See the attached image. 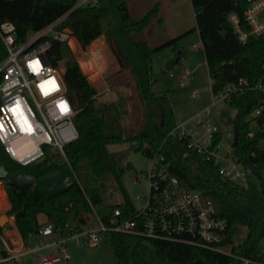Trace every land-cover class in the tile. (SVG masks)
<instances>
[{
    "label": "trees",
    "instance_id": "trees-1",
    "mask_svg": "<svg viewBox=\"0 0 264 264\" xmlns=\"http://www.w3.org/2000/svg\"><path fill=\"white\" fill-rule=\"evenodd\" d=\"M78 0H0V24L11 21L16 26L18 40L31 30H40L66 15L62 27L71 29L83 47L105 35L117 59L120 70H129L135 82L138 99L143 106L140 128L129 136L107 133L103 107L96 106L98 90L66 42L52 39L47 58L53 66L63 64V78L68 96L77 113L75 124L78 138L65 146L66 157L60 152H48L39 162L22 165L12 159L0 145V166L6 174L0 175L7 194L0 184V198L7 197L16 218L18 229L28 245L43 223L39 215L47 217L59 232L65 230L71 219L76 229L87 223L89 215H112L120 205L105 204L97 196L101 179L112 174L124 197L125 206L136 212L122 176L124 168L108 145L129 141L159 164L170 176L178 178L186 191L197 190L215 203L218 215L227 221L224 244L234 243L238 226L248 229L245 238L234 246L243 256L256 264H264V145L261 132L249 135L250 112L256 107L262 92L256 85L264 80V35H250L241 42L234 31L229 15L242 18L246 3L240 0H191L196 26L202 43V53L211 77V89L216 95L229 84L237 89L225 98L236 109L232 119L233 144L239 160L253 170L248 185H239L223 178L212 160H205L188 148V141L172 135L177 124L175 111L167 93L153 92L152 58L156 52L176 42L189 31L164 43L151 46L136 35L143 32L158 15L160 6L154 4L145 14L136 16L129 0H97L95 4L76 6ZM162 21V18H159ZM247 29V26H245ZM7 55L0 37V61ZM1 104V99H0ZM264 128V118L261 121ZM221 138L218 134L216 140ZM69 167L76 177L75 184L54 196H47L37 184L40 177ZM28 177L29 181L20 180ZM8 195V196H7ZM105 236L121 264H239L227 253L185 242L154 239L142 234L106 231ZM7 250L0 239V256Z\"/></svg>",
    "mask_w": 264,
    "mask_h": 264
},
{
    "label": "built area",
    "instance_id": "built-area-1",
    "mask_svg": "<svg viewBox=\"0 0 264 264\" xmlns=\"http://www.w3.org/2000/svg\"><path fill=\"white\" fill-rule=\"evenodd\" d=\"M240 1L246 3L243 18L236 12L229 15L239 40L246 42L250 35H264V0ZM96 2L78 0L76 6ZM65 18L66 15H63L40 30L29 31L22 40L17 39L13 22L0 24V37L7 50L6 57L0 61V145L22 165L41 161L50 150L66 157L65 146L79 136L74 120L77 110L68 96L63 68L53 66L47 58L52 39L66 42L70 47L78 45L84 57L90 56V50L80 44L71 29L62 27ZM190 75L191 71L186 67L180 83L187 84ZM256 88L262 96L247 117L249 135L261 132L260 141L264 145V128L261 127L264 80ZM236 89L235 84L227 85L214 95L213 105L221 99L225 100ZM110 91L107 85L97 92L95 99H105ZM211 114V107H208L191 120L177 122L172 135L187 140L188 148L205 160L214 161L219 174L226 180L248 185L253 179V170L244 165L235 153L233 128L227 134L231 138L230 143L224 145L222 135L216 140L221 129L211 120ZM152 160L150 170L142 172V177L150 183L148 199L135 213L126 207L128 217L124 216L123 208L115 209L112 215H108L109 225L99 218L95 228L82 226L76 229V224L68 222L65 230L59 232L51 222H44L34 237V244L28 245L12 214L0 227V239L8 253L0 256V264H20L27 254H33L37 264H68L71 257L66 248L68 240L96 244L99 232L106 231L185 242L232 255L239 260V264H256L234 250V246L238 245L236 236L234 243L224 244L228 224L218 215L213 200L200 191H186L178 178L170 176L155 159Z\"/></svg>",
    "mask_w": 264,
    "mask_h": 264
},
{
    "label": "rangeland",
    "instance_id": "rangeland-1",
    "mask_svg": "<svg viewBox=\"0 0 264 264\" xmlns=\"http://www.w3.org/2000/svg\"><path fill=\"white\" fill-rule=\"evenodd\" d=\"M156 3L160 6L158 15L143 32L136 35L137 39L145 40L151 46H156L196 26L191 0H129L131 11L136 16L145 14ZM159 18H162V21H159ZM70 48L90 82L94 81L97 85L98 91H102L107 85L111 88L105 99L98 98L95 103L97 107L105 109V114H102L106 117V132L129 136L138 131L144 109L138 99L135 82L129 70H120L106 36L98 37L87 47L90 50L88 57L83 56L78 45L73 44ZM173 56L180 57L172 70H166L165 62ZM151 64L154 73L153 92L156 95L168 94L177 122L191 120L211 107V120L221 129L222 143L227 145L231 142L227 134L233 128L232 119L236 114V109L224 99L213 105L211 77L202 53L198 30L189 31L176 44L156 52ZM60 66L63 68V64ZM186 67L191 71V75L188 83L182 85L180 78ZM108 149L119 158L125 170L122 181L133 205L136 209L141 208L150 193L149 180L142 177V172L150 170L153 163L152 158L141 151L134 150L129 141L112 143L108 145ZM5 174V169L0 166V175ZM20 180L29 181L30 179L24 177ZM101 183L99 194L91 196L90 200L100 198L105 204L120 205L124 210V216L128 217L129 211L126 209L122 190L115 177L112 174L105 175ZM0 184L7 194L4 182L0 181ZM10 209L11 204L9 205L7 197L0 198V215L6 214L10 219L12 215L9 214ZM99 218L109 225L108 214L99 216L93 212L83 227H97ZM39 221L44 223L48 220L45 215H41ZM70 223L77 224V221L71 219ZM247 232L246 226L239 225L236 242L239 243L242 238H245ZM98 237L99 241L96 244L76 243L71 239L68 240L66 248L71 256L68 264H121L105 232H99ZM20 264L37 263L33 254H27L23 256Z\"/></svg>",
    "mask_w": 264,
    "mask_h": 264
},
{
    "label": "water",
    "instance_id": "water-1",
    "mask_svg": "<svg viewBox=\"0 0 264 264\" xmlns=\"http://www.w3.org/2000/svg\"><path fill=\"white\" fill-rule=\"evenodd\" d=\"M179 57L180 56H173L167 59L164 65L165 69L169 71L172 70ZM102 116L103 114L101 113L100 117ZM75 182L76 177L72 170L69 167H64L40 177L37 184L43 189L45 194L50 197L71 188ZM7 220L8 216L6 214H1L0 227H3Z\"/></svg>",
    "mask_w": 264,
    "mask_h": 264
},
{
    "label": "crops",
    "instance_id": "crops-1",
    "mask_svg": "<svg viewBox=\"0 0 264 264\" xmlns=\"http://www.w3.org/2000/svg\"><path fill=\"white\" fill-rule=\"evenodd\" d=\"M91 83L97 87V85L95 84L94 81H92ZM97 89H98V87H97ZM41 215H43V214H41ZM41 215H39V216H41ZM83 226H84V225H83Z\"/></svg>",
    "mask_w": 264,
    "mask_h": 264
}]
</instances>
